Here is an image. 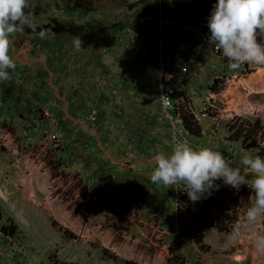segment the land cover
Here are the masks:
<instances>
[{"label":"rangeland","instance_id":"obj_1","mask_svg":"<svg viewBox=\"0 0 264 264\" xmlns=\"http://www.w3.org/2000/svg\"><path fill=\"white\" fill-rule=\"evenodd\" d=\"M163 2L33 0L36 30L10 37L16 68L0 82V264H264L255 246L264 219L246 220V192L239 221L227 232L208 228V248H200L193 215L177 209L184 191L150 180L153 157L177 140L243 170L241 158L254 152L227 141V124L241 118L264 128V66L230 71L209 30L184 15L163 19ZM42 28L55 35L41 38ZM162 64L187 67L174 102L195 115L202 138L163 109ZM216 77L217 95L208 90ZM216 183L215 212L235 207L232 188ZM191 203L198 211L201 203ZM13 224V235L1 231Z\"/></svg>","mask_w":264,"mask_h":264},{"label":"clouds","instance_id":"obj_2","mask_svg":"<svg viewBox=\"0 0 264 264\" xmlns=\"http://www.w3.org/2000/svg\"><path fill=\"white\" fill-rule=\"evenodd\" d=\"M35 5L33 0H0V82L12 79L16 63L10 51V37L26 29L35 32ZM210 32L208 43L227 60L230 71L235 72L244 63L264 66V0H216L207 21ZM41 38L54 36L51 29H41ZM76 50L82 47L79 36L73 38ZM163 105L171 103L161 96ZM255 152V150H252ZM150 175L153 184L166 188H181L192 202L218 191L225 186L239 191L242 185L251 190V205L246 220L254 224L264 219V158L258 154L241 158L243 170L233 167L231 161L219 151L201 147L194 149L187 141H174L171 152H158L152 160ZM255 246L264 254V235L258 236Z\"/></svg>","mask_w":264,"mask_h":264},{"label":"trees","instance_id":"obj_3","mask_svg":"<svg viewBox=\"0 0 264 264\" xmlns=\"http://www.w3.org/2000/svg\"><path fill=\"white\" fill-rule=\"evenodd\" d=\"M215 3L216 0H164L161 9V17L163 19H167L175 15H184L188 20H192V22L196 23V21H199L202 27L205 30H208L207 21ZM117 31V29H114L115 33ZM113 38L114 34L111 32V40L108 45L113 43ZM257 39L258 42L264 43L259 36ZM220 82L221 80L219 78H214L212 84L208 88L209 92L215 95L219 94L221 92V87L219 85ZM176 113L182 121L183 128L190 135L197 138L203 137V128L198 119L187 109L185 105H183V103H179L177 105ZM227 131V141L241 143L243 148L255 150L254 154H258L264 158V128L261 127L259 121L252 122L250 120L237 118L230 124H227ZM226 192H228L230 196L229 202L235 207L226 209L221 208L218 212H215L212 202H214L216 195L220 193L222 194L221 190L213 191L212 194L206 198L202 197L199 200L201 205L198 211L190 209L192 201L187 200L188 195L186 192H184V195L178 202V212L183 213L182 210H184L185 215H193V231L191 239L200 248H208L204 240L208 228L214 227L219 231L227 232L239 221L237 208L239 207V203L243 202V197L240 196H243L246 192V197L244 199H247L251 195V193L246 191L244 188L239 191H235V189L232 188L231 191ZM16 230L17 227L14 224L1 228V231L8 236L13 235ZM66 232L67 231H65V234L67 235ZM54 264L67 263L56 261Z\"/></svg>","mask_w":264,"mask_h":264},{"label":"built area","instance_id":"obj_4","mask_svg":"<svg viewBox=\"0 0 264 264\" xmlns=\"http://www.w3.org/2000/svg\"><path fill=\"white\" fill-rule=\"evenodd\" d=\"M200 56H201V50L195 49L190 54L189 59L194 61V60L199 59ZM161 67H162V70L160 72V80L158 82V95H159V98L161 96H167L171 101V103L167 106L163 105L162 102H161V105L166 112L173 111L175 115L177 116V119L181 120L176 113L178 102L177 103L174 102V96H175V91H176L178 84L181 83L182 80L187 75V67L179 66L177 71L176 72L174 71L175 73L173 72V70H170V68H168L167 66H164L163 64L161 65ZM90 119L92 121L96 119V111L91 112Z\"/></svg>","mask_w":264,"mask_h":264},{"label":"crops","instance_id":"obj_5","mask_svg":"<svg viewBox=\"0 0 264 264\" xmlns=\"http://www.w3.org/2000/svg\"><path fill=\"white\" fill-rule=\"evenodd\" d=\"M61 83L64 85V81H62ZM68 86H70V87H69L70 89L73 88V82H69V83H68ZM60 89L63 90L64 87H61ZM70 92H71V91H70ZM63 95H64V99H66V98H67V97H65L66 94L64 93ZM50 104H53V106L56 107L58 104H60V101H57V102L52 101V102H50ZM66 105H67V103H66Z\"/></svg>","mask_w":264,"mask_h":264}]
</instances>
